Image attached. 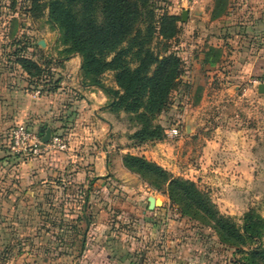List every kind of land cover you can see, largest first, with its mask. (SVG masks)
<instances>
[{
  "label": "rangeland",
  "instance_id": "rangeland-1",
  "mask_svg": "<svg viewBox=\"0 0 264 264\" xmlns=\"http://www.w3.org/2000/svg\"><path fill=\"white\" fill-rule=\"evenodd\" d=\"M231 1V8L228 4L216 19H211V0H203L200 14L182 0L139 3L141 27L153 19L158 25L163 15L178 17L177 35L163 39L157 30L151 44L155 51L167 47L181 59V75L167 108L154 120L163 127L162 139L140 141L134 137L143 124L138 113L104 110L107 106L103 111L113 121L112 127L105 126L100 138L82 145L84 151L98 146L104 152L99 161L87 152L74 155L70 150L36 157L14 155L4 137L0 264H87L100 258L101 248L105 260L119 255L123 264H249L239 249L264 248V226L258 240L223 244L211 224L183 214L171 202L167 184L121 168L127 154L144 157L173 177L194 181L238 227L251 212L264 219V93L258 91L264 83V23H256L264 14V0ZM31 4V0H0L1 50L8 55L21 52L40 63L49 77L46 81L58 89L63 86L61 92L79 87V81H85L81 54L68 55L60 30L49 20V9L35 18ZM184 10L189 11L185 19ZM98 17L102 20L100 11ZM72 56L81 60L67 66L63 61ZM24 81L30 91H37L28 76ZM100 81L121 90L114 71L104 72ZM89 87L101 90L107 97L103 103H110L104 89ZM52 133L65 137V132ZM21 170L23 187L19 186ZM98 174L102 176L97 178ZM32 177L34 187L27 184ZM17 195L24 198L22 203H6L9 196ZM149 196L162 205L149 209ZM82 214L91 225L81 257L86 228L78 218ZM106 246L118 250L111 253Z\"/></svg>",
  "mask_w": 264,
  "mask_h": 264
},
{
  "label": "trees",
  "instance_id": "trees-1",
  "mask_svg": "<svg viewBox=\"0 0 264 264\" xmlns=\"http://www.w3.org/2000/svg\"><path fill=\"white\" fill-rule=\"evenodd\" d=\"M141 1L147 0H48L44 3L42 0H31V13L38 18L45 8L49 9L50 22L58 27L62 43L68 46L65 51L68 55L79 53L82 56L83 84L104 89L111 97L107 105L110 111L138 113L143 124L134 137L143 142L163 138L162 125L154 123V120L167 108L169 94L181 75V59L167 47L158 52L151 46L157 30L163 39L177 35L178 17L163 15L158 25L153 19L141 27ZM228 4V0H215L211 19L227 11ZM77 5L80 8H76ZM99 11L102 20L98 17ZM256 23H264V15ZM111 53L113 55L108 60ZM15 54L29 80L35 83L34 89L41 93L58 89V85L53 87L46 81L49 77L40 63L21 52ZM109 70L114 71L115 81L121 90L107 88L101 83L100 76ZM123 163L131 172L147 178L155 177L167 184L171 202L179 205L183 214L211 224L223 244H245L246 238L258 240L262 236L260 230L264 219L258 214L248 213L244 225L238 227L231 217L218 210L194 181L173 177L163 167L144 157L127 154ZM78 218L86 223L81 236L84 245L91 221L85 214ZM239 250L247 255L249 264H264L262 246Z\"/></svg>",
  "mask_w": 264,
  "mask_h": 264
},
{
  "label": "crops",
  "instance_id": "crops-1",
  "mask_svg": "<svg viewBox=\"0 0 264 264\" xmlns=\"http://www.w3.org/2000/svg\"><path fill=\"white\" fill-rule=\"evenodd\" d=\"M211 1L214 3L215 0ZM202 2L203 0H198L190 6L191 9L200 14L203 12L201 8ZM231 3L232 1L229 0V7ZM17 26V23H15L16 31ZM2 46H0V145L4 144V137L8 138L7 135L14 125H31L33 128L39 129L40 131L45 127L51 130L65 132V138L68 144H70V154L73 153L76 155V153L81 154L87 152L86 155L88 157H95V160L99 161L100 156H103L104 152L102 150L99 151L98 146H90L88 150L84 151L85 148H83L82 145L87 144V141L93 138H100L105 126H107L108 129L112 127L113 121H111L103 111V107L107 106L103 103L104 100H107L104 93L99 89L85 86L80 81L79 87H69L63 92H61L62 89H64L63 86L56 92H50L44 95L37 94L36 90L30 91L25 87L24 75H28L18 64V56L16 54L8 55V53L1 50ZM80 60V57L72 56L65 59L63 62H65L67 66H72L76 62H80ZM7 61H10L15 67H9ZM77 76H80L79 71H77ZM31 98L34 99L32 100ZM104 110H107V108ZM8 128L10 129L8 130ZM3 152L4 151L0 149V153ZM104 163H107V156L104 158ZM98 164L99 162L95 163L96 166H98ZM122 166L121 168L125 172L126 170L130 172L124 165ZM19 174L21 176L19 186L23 187L24 175H22V170L19 171ZM99 176H102V174H98L97 178H99ZM96 180L98 181L99 179ZM34 182L36 181H34L32 177L27 184L30 183L29 186L34 187ZM17 188L19 187L17 186ZM19 197L18 195L16 197L9 196L6 203H22L24 198ZM11 199L13 201H11ZM106 247L111 253L114 250H118L114 248L110 249L108 246ZM104 249L105 248H101L97 250V253H100V258L98 256L96 260L87 264H123V262L120 261L119 255H117V257L111 254V260H105L103 255ZM86 250L87 240L84 245L81 243L79 251L81 257ZM64 260L68 262L66 258ZM55 262L56 261L50 263L55 264Z\"/></svg>",
  "mask_w": 264,
  "mask_h": 264
},
{
  "label": "built area",
  "instance_id": "built-area-1",
  "mask_svg": "<svg viewBox=\"0 0 264 264\" xmlns=\"http://www.w3.org/2000/svg\"><path fill=\"white\" fill-rule=\"evenodd\" d=\"M182 1L192 5L198 0ZM36 93L39 94L40 91L37 90ZM172 130L173 132H177L176 128H173ZM7 146L12 154L23 157H36L44 152H66L69 150V145L65 137L52 133L50 140L47 143H43L42 134L23 124H18L10 130Z\"/></svg>",
  "mask_w": 264,
  "mask_h": 264
},
{
  "label": "water",
  "instance_id": "water-1",
  "mask_svg": "<svg viewBox=\"0 0 264 264\" xmlns=\"http://www.w3.org/2000/svg\"><path fill=\"white\" fill-rule=\"evenodd\" d=\"M188 14H189V11L188 10H184L183 14H182L183 19H185L188 16ZM258 91L260 93H264V83L259 84ZM41 134H42L43 143H47L50 140V138H51L52 130L50 128L42 129L41 130ZM148 202H149V205H148L149 209H153L156 206H161L162 205V201L160 199H158V198L153 197V196H149Z\"/></svg>",
  "mask_w": 264,
  "mask_h": 264
}]
</instances>
